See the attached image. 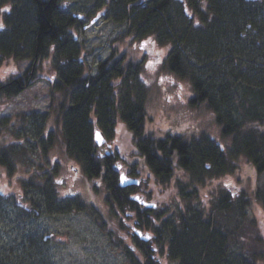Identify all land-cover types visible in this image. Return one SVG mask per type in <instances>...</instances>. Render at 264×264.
<instances>
[{"label":"trees","instance_id":"trees-1","mask_svg":"<svg viewBox=\"0 0 264 264\" xmlns=\"http://www.w3.org/2000/svg\"><path fill=\"white\" fill-rule=\"evenodd\" d=\"M98 2L87 12H72L62 7L61 0H0L1 6L10 5L0 12V60L33 61L21 77L0 83V98H12L33 85L49 57L58 75L55 89L62 95L58 105L62 150L81 165L92 196L100 193L104 183L111 205L128 204L118 171L120 164L128 163L127 148L135 157H143L147 180L156 184L159 179L165 189L173 179L174 166H178L189 175L185 183L178 180L176 184L177 196L185 204L173 210V216L159 208L149 210L144 220L155 234L162 256L167 255L170 264H264V249L239 253L236 232L245 223L261 231L262 219L251 217L247 209L264 207V189H241L236 196L225 192L211 208L198 203V187L205 184L206 177L236 170L239 157L251 164L257 176L264 172V15L254 0ZM93 15H104L126 27L115 42L125 36L133 45L152 37L166 46L165 68L190 81V105H208L223 136L230 137L228 153L230 149L232 153L228 155L206 133L191 143L178 134L151 131L148 94L133 84L141 63L129 58L128 50L120 54L119 46H114L112 55L98 63L97 73H90L77 30ZM96 128L115 141L116 151L97 145ZM54 137L50 131L42 145H53ZM13 152H0V167L12 169ZM98 220L109 228L110 219ZM111 229L110 236L120 240ZM261 236L257 235V243L264 245ZM119 246L125 249L130 264H157L151 255L141 259L133 248ZM230 246L236 250L230 252ZM140 249L154 252L148 245Z\"/></svg>","mask_w":264,"mask_h":264},{"label":"rangeland","instance_id":"rangeland-1","mask_svg":"<svg viewBox=\"0 0 264 264\" xmlns=\"http://www.w3.org/2000/svg\"><path fill=\"white\" fill-rule=\"evenodd\" d=\"M254 1V6L264 15V0ZM97 3L98 0H61L62 7L72 12H87ZM8 8V3L2 4L0 12ZM0 23H3L2 17ZM125 32L124 25L104 15H93L84 21L77 30V36L84 45L88 71L96 74L98 63L112 55L114 46H119L120 54L128 50V57L141 63V72L133 84L143 87L148 94V127L151 131L159 135L178 134L191 143L193 139L201 140L200 135L206 133L228 155L232 153V149L228 153L231 139L223 136L222 128L208 105H190L193 95L190 81L165 68L163 59L169 52L168 48L155 43L152 37L136 41L133 45L128 42L130 38L125 36L123 40L115 42ZM32 62L31 59L17 61L12 57L0 60V83L21 77L32 66ZM35 79L33 85L18 95L0 98V152L5 149L15 151L12 169L0 167V264H130L125 249L118 245L128 248L136 239L124 238V234H129V228H118L117 225L132 219L127 217L125 209H116L108 202V188L104 183H101L100 193L92 196V191L88 193L82 179L76 177V182L74 174L69 170L72 164L79 169L81 165L73 160L70 163L62 150L58 110L62 95L55 89L58 75L49 57L43 61ZM50 131L55 135L54 144H44L46 150L42 144L50 137ZM123 150H126V146ZM126 152L129 160L138 166L137 157L128 148ZM235 163L236 170L231 168V172L206 177L205 184L198 187V203L211 208L225 192L236 196L241 189L251 191L257 186L264 189V172L257 176L244 158L239 157ZM174 169L168 188L160 186L162 191L158 196L159 209L169 216L175 214L179 205L185 204L177 196V181L183 180L185 183L189 178L183 168L174 166ZM63 176L65 186L60 183ZM71 186L75 188L73 193L68 189ZM147 187L154 192L159 189L150 179ZM57 188L61 190L58 199L55 198ZM41 190L48 194H42ZM46 199L54 207L66 208L73 204V207L81 211L75 214L67 212L58 219L48 217L47 212L53 213L54 210L51 205L48 210L45 208ZM36 204H39L37 208ZM131 210L134 211V207L129 208ZM247 213L262 219L259 226L261 231L249 223H245L246 227L237 228L239 253H253L254 250L260 252L264 245L257 243V235L262 234L264 241V207L247 209ZM98 218L110 219L107 224L117 229L115 231L120 240L115 237L112 240V229L104 230L102 226L105 224ZM4 224H12V228L4 229ZM27 233L34 239L21 242L20 239ZM233 249L236 250L230 246V252ZM135 253L141 257L140 251ZM154 260L157 264H170L168 256H162L160 252Z\"/></svg>","mask_w":264,"mask_h":264},{"label":"flooded vegetation","instance_id":"flooded-vegetation-1","mask_svg":"<svg viewBox=\"0 0 264 264\" xmlns=\"http://www.w3.org/2000/svg\"><path fill=\"white\" fill-rule=\"evenodd\" d=\"M115 141L113 140H107L106 144L99 146L101 149L110 152L114 150L116 151V148H114V143ZM137 157V156H136ZM130 157H125L126 160H128L127 164H120L118 166V171H119V184H120V175L122 173H125L131 177L134 178H138L140 180V183L138 185H133V186H128V187H122L125 192L126 195L128 197L127 200V205L121 207L119 206L117 203L114 205V207H116V209H125L127 217L131 218L132 221H126V223L123 222V226L126 228H129V234H124V238H134V240L136 239V242L131 243L130 247L133 248V250L135 251H140L141 257H145V255H151V257H155V255L159 254L160 250L158 249V242L156 243V236L155 234H153L152 230H149L147 228V226L145 225V217L147 215V213H149V210H158L159 208V203H158V196L161 194L160 192L162 191L161 187H160V182L159 179H155L156 180V187L159 188L158 190H156L155 192L151 189H149L147 187V183L148 180L144 174V171L147 170L146 169V165L144 163V159L141 155H138L137 157V161L138 162V166L131 162L129 160ZM69 159L68 161L70 162ZM71 163V162H70ZM142 166V168H140ZM69 170H71V172L74 174V178H81L82 181L84 182L85 186L87 185V188H89L88 193H90V183L88 182L87 178L83 175L82 171L80 172L79 167H77L76 165H70ZM148 175H150L148 173ZM64 176L62 177V180H60V183L63 184L64 183ZM77 178L75 179L76 182L78 181ZM65 186V184H63ZM69 192H74L75 188L74 187H69ZM42 194L47 195L48 193L44 190H41ZM61 192L60 189H56V193H55V198L58 199L60 198V195H58ZM69 198V195H66ZM62 199L65 197H61ZM146 201H151V202H156L157 203V207H152V206H147L145 204ZM54 205H56L55 203H53ZM51 204H49V201L46 199L44 206L45 208L48 210V206H50ZM39 206V204H36V208ZM53 207L54 212L53 213H49L48 217H52L54 219H58L61 216H64L67 212L68 214H75V213H80L81 210L76 209V207H73L75 205H69L66 208H57L54 207L53 205H51ZM134 207V211L131 210L129 211V208ZM133 212V213H132ZM153 219V218H152ZM155 221H157L156 219H154ZM104 224V223H102ZM110 228V225H108ZM146 226V228H145ZM117 227L119 228V224L117 225ZM102 228L105 230L107 229V227H105V225L102 226ZM113 228V227H111ZM111 228L109 230H111ZM113 230H117L115 228H113ZM141 234V235H140ZM112 237V236H110ZM113 240V238H112ZM146 246L148 245L150 248H152L154 250V252L152 253H146L144 250L140 249V247ZM119 246V245H118ZM140 246V247H139ZM120 247V246H119ZM161 253V252H160ZM127 258H129L127 256ZM159 259V258H156Z\"/></svg>","mask_w":264,"mask_h":264},{"label":"water","instance_id":"water-1","mask_svg":"<svg viewBox=\"0 0 264 264\" xmlns=\"http://www.w3.org/2000/svg\"><path fill=\"white\" fill-rule=\"evenodd\" d=\"M99 136V138H98ZM94 140L97 143L98 146H102L106 143L107 141V137L105 135V133L99 129L96 128L95 132H94ZM140 183V180L137 178H133L125 173H122L120 175V185L122 187H128V186H133V185H138ZM145 204L147 206H152V207H157V203L156 202H151V201H146ZM141 235V234H140Z\"/></svg>","mask_w":264,"mask_h":264},{"label":"bare ground","instance_id":"bare-ground-1","mask_svg":"<svg viewBox=\"0 0 264 264\" xmlns=\"http://www.w3.org/2000/svg\"><path fill=\"white\" fill-rule=\"evenodd\" d=\"M21 214H23V213H21ZM0 223H2L1 221H0ZM12 228V224H9V225H7V224H4V229H11ZM15 228V227H14ZM3 229V230H4ZM13 230H17L16 228L15 229H13ZM11 230H9V231H7L6 233H8V232H10ZM4 232H5V230H4ZM0 234H1V231H0ZM34 239V237L31 235V234H29V233H27V234H25L23 237H22V239H20V241L21 242H24V241H28V240H33ZM17 250H18V248H17Z\"/></svg>","mask_w":264,"mask_h":264},{"label":"snow or ice","instance_id":"snow-or-ice-1","mask_svg":"<svg viewBox=\"0 0 264 264\" xmlns=\"http://www.w3.org/2000/svg\"><path fill=\"white\" fill-rule=\"evenodd\" d=\"M0 27H3V25H2V24H0ZM98 138H99V136H98Z\"/></svg>","mask_w":264,"mask_h":264}]
</instances>
